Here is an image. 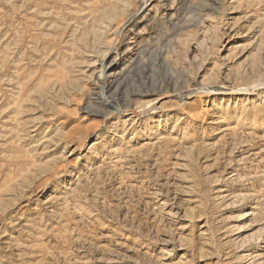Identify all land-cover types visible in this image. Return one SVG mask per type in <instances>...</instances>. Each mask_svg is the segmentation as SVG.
Here are the masks:
<instances>
[{
    "label": "rangeland",
    "instance_id": "obj_1",
    "mask_svg": "<svg viewBox=\"0 0 264 264\" xmlns=\"http://www.w3.org/2000/svg\"><path fill=\"white\" fill-rule=\"evenodd\" d=\"M116 1L0 0V264H264V0L193 11L105 116L85 109Z\"/></svg>",
    "mask_w": 264,
    "mask_h": 264
},
{
    "label": "bare ground",
    "instance_id": "obj_2",
    "mask_svg": "<svg viewBox=\"0 0 264 264\" xmlns=\"http://www.w3.org/2000/svg\"><path fill=\"white\" fill-rule=\"evenodd\" d=\"M219 4V0H117L111 7L112 9L103 14L99 24L95 27L97 40L101 42L100 44L104 42L106 45V51L104 50L105 53H100L104 55L105 60L101 62L98 68L99 81L96 83V85L98 84L96 87L97 89L95 93L93 92L94 97H92L96 103H89L85 110H90L92 108L105 116H110L115 113L123 115L130 112L129 108L134 99H138L143 95H148L151 91L144 92L141 91V88H138L136 91L129 92L126 88L128 86L127 83L130 82L133 85H142L147 79L148 73L150 74V68L153 71V69H157L160 65H167L168 62L165 55L170 52L171 46L168 45L169 42L168 44L165 43L169 39L170 32L174 33L177 28L179 29L180 24L185 22L184 20L187 19L189 14L191 15V19L188 22H197L198 19H195L196 14L193 12L195 10H198L200 16L204 13L213 16L220 11ZM159 6L161 12L160 17H155L153 20L145 23L140 30L134 32V36L131 38L133 41L130 43L132 46L128 47L124 52H118L119 42L124 31L135 23L142 24L143 21L147 20L149 16L148 13L154 10L156 12L159 11L157 9ZM147 11L149 12L146 13ZM100 33L106 38L104 41L101 39ZM99 42H97V44H99ZM94 44L95 43H93V45ZM174 87L172 95L179 97V99L183 100L191 93L187 92V94L185 92L187 95L185 94L186 96H184L182 87ZM224 90L231 91L228 89ZM156 91L154 90L153 92L155 93ZM249 91L250 90H242V92ZM159 93L160 96H166V93H170V90L164 91L161 89ZM147 105L148 103L145 104V107ZM153 110L154 109L151 111ZM146 112L148 111L137 114V117ZM204 112L205 109L201 110L196 117H202ZM247 218L248 216H239L236 222H244ZM257 242L258 241H254L251 245L253 249L258 248L256 245Z\"/></svg>",
    "mask_w": 264,
    "mask_h": 264
}]
</instances>
